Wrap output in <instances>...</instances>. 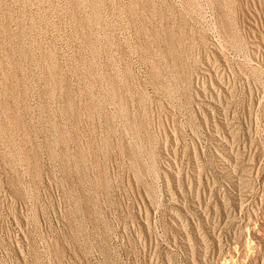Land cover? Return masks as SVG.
Listing matches in <instances>:
<instances>
[{
  "label": "rangeland",
  "instance_id": "obj_1",
  "mask_svg": "<svg viewBox=\"0 0 264 264\" xmlns=\"http://www.w3.org/2000/svg\"><path fill=\"white\" fill-rule=\"evenodd\" d=\"M0 264H264V0H0Z\"/></svg>",
  "mask_w": 264,
  "mask_h": 264
},
{
  "label": "bare ground",
  "instance_id": "obj_2",
  "mask_svg": "<svg viewBox=\"0 0 264 264\" xmlns=\"http://www.w3.org/2000/svg\"><path fill=\"white\" fill-rule=\"evenodd\" d=\"M204 100V99H203ZM219 142V141H218ZM220 147V146H219ZM223 148V147H222ZM221 148V149H222ZM220 152H221V150H220ZM222 153V152H221ZM218 154V153H217ZM221 155V154H220ZM226 155V154H225ZM229 156V155H228ZM220 157H222V156H220ZM224 158V157H223ZM224 160V159H223ZM225 161V160H224ZM224 164H223V168H227V169H229L228 168V165H227V163L228 162H226V164H225V162H223ZM234 165V164H233ZM221 166V165H220ZM230 166V165H229ZM237 168V167H236ZM221 169V168H220ZM223 170V169H222ZM233 170V169H232ZM228 172V171H227ZM232 172V171H231ZM243 172V171H242ZM247 179H248V177H247ZM242 180H243V182H244V180H246V178H242ZM228 181H230L232 184H236V181H237V179H234V178H229L228 179ZM240 184L242 185V186H245V188H243L242 189V187H241V189H238V191H237V194L239 195V196H242V195H245L247 192H245L246 190H247V188H246V184L247 183H241L240 182ZM228 185H229V183H228ZM240 191H242V192H240ZM239 192V193H238ZM238 195H237V197H238ZM242 197H244V196H242ZM235 199V198H234ZM237 199V198H236ZM238 200H240V199H238ZM236 203V202H235ZM224 255V254H223ZM225 259H227V258H224V260ZM223 260V259H222ZM191 261V260H190ZM222 262H224V261H222ZM225 262H229L228 260H226Z\"/></svg>",
  "mask_w": 264,
  "mask_h": 264
}]
</instances>
